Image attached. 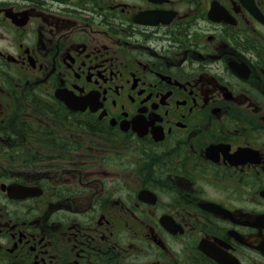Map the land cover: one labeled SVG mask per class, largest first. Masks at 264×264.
<instances>
[{
  "label": "flooded vegetation",
  "instance_id": "af4514ba",
  "mask_svg": "<svg viewBox=\"0 0 264 264\" xmlns=\"http://www.w3.org/2000/svg\"><path fill=\"white\" fill-rule=\"evenodd\" d=\"M0 264H264V0H0Z\"/></svg>",
  "mask_w": 264,
  "mask_h": 264
}]
</instances>
